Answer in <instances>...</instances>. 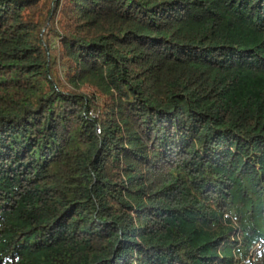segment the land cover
Listing matches in <instances>:
<instances>
[{"label":"trees","instance_id":"16d2710c","mask_svg":"<svg viewBox=\"0 0 264 264\" xmlns=\"http://www.w3.org/2000/svg\"><path fill=\"white\" fill-rule=\"evenodd\" d=\"M0 264H264V0H0Z\"/></svg>","mask_w":264,"mask_h":264}]
</instances>
